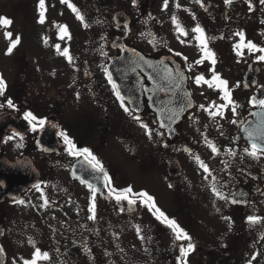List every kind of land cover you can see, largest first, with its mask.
<instances>
[{"label": "flooded vegetation", "instance_id": "af4514ba", "mask_svg": "<svg viewBox=\"0 0 264 264\" xmlns=\"http://www.w3.org/2000/svg\"><path fill=\"white\" fill-rule=\"evenodd\" d=\"M250 3L251 8L249 0L231 5L203 0V6L197 0H169L164 10L163 0H136V6L132 0H51V16L45 13L44 22L51 35L37 41L39 0H0V17L12 20L8 28L0 26V74L7 84L0 97L3 264H24L36 247L51 257L38 264H179V246L188 242L177 241L156 219L155 210L136 195L143 192L192 236L196 250L189 264H264V223L247 221L264 217V156L244 153L251 144L244 129L264 126V109L249 102L264 99V61L257 59L264 53L245 47L237 55L234 47L248 41L264 47V4ZM197 24L216 54V73L229 81L237 115L230 109L226 118L210 115L216 110L213 102L226 103L223 93L215 84L195 83L200 75L208 80L213 75L192 32ZM64 25L70 37L61 39ZM9 31L13 39L20 37L11 54ZM237 32L245 34L243 41ZM104 68L125 90L127 106L140 120L123 110ZM167 70L170 79H165ZM8 98L18 110L7 106ZM27 111L47 119L43 131L29 130L23 118ZM256 112L262 115L251 114ZM142 123L152 129L151 137ZM13 131L24 139L5 143ZM61 131L78 148H89L104 171L69 155ZM214 183L230 194L227 201L213 194ZM88 184L97 190L95 220L89 218L93 193ZM129 187L137 203L117 202L112 189Z\"/></svg>", "mask_w": 264, "mask_h": 264}, {"label": "snow or ice", "instance_id": "6c2138e0", "mask_svg": "<svg viewBox=\"0 0 264 264\" xmlns=\"http://www.w3.org/2000/svg\"><path fill=\"white\" fill-rule=\"evenodd\" d=\"M62 2H67V0H62ZM198 3H201V6H203V0H197ZM133 6H136V0H132ZM225 3L231 5L233 3V0H225ZM261 4H264V0H260ZM169 4V0H163V9L167 10ZM72 10L76 13L77 17L79 20L84 21V16L79 12V10L76 8L75 5H71ZM177 7H179V4H177ZM249 7L251 8V3L249 0ZM39 8H40V20L39 22L43 24L45 22V0H39ZM174 22H176V27L177 30L184 36L188 35L187 30L180 24L178 20H176L175 17H173ZM99 23V21H98ZM12 24V20L7 18V17H0V26L8 28ZM89 25L84 24V27L87 28ZM192 32L196 33V40L199 42L200 47L203 49V56L204 59H207L210 61L212 67L209 69L213 73L211 80L206 79L203 75H200L196 77L195 83L197 85H201V83L208 84L209 87H212L214 84L215 86L223 93L222 99L223 101H226V103H222L219 106L215 105V102H213V107L216 109L215 111H211L210 115L212 116H221L226 118V110L230 109L231 113L233 115H237V108L239 107L238 104H236L232 93L230 91V85L229 81L226 79L221 78V76L216 73L215 70V65L217 63L216 60V54L213 52L208 45V39L206 36L205 29L201 27L199 24H197L194 28H192ZM6 38L10 39L12 42L10 46L7 49V54H11L12 51L19 45L20 43V37H15L13 39V33L12 32H6L5 33ZM236 36L241 38V41L244 40L245 34L243 32H237L235 33ZM65 36L70 37L69 29L68 26L64 25L61 27V39H63ZM214 39V38H213ZM235 49L237 50V55H243L242 49L243 48H248L252 52H257V53H264V47H258V45L254 42L248 41L246 44L245 43H236L234 45ZM57 50L60 49V45H56ZM66 57H68L69 62L72 61V57L69 55L67 51L63 53ZM104 55H107V53H104ZM177 55H181L180 53H177ZM187 59V57H185ZM259 61H264V54H261L257 57ZM204 60H197V64H203ZM149 67H152L151 64L148 65ZM104 72L106 73L107 81L112 85V88L115 92L116 98L119 100L121 107L123 110L128 113L129 115H132L134 119L140 120L139 116H136L132 110L127 106V103L125 101V97L122 95L120 91V86L116 83V81L113 78L112 72L108 68H104ZM168 75L165 77V79H170L172 78V72L171 70H167ZM180 78H183L182 73H178ZM151 79V77H149ZM239 82H237L236 87H239ZM176 87H179V81H176ZM7 88L6 81L4 80L2 74H0V97L4 96L5 91ZM77 98H79V94H77ZM254 107L258 106L261 109H264V99H257L255 97L251 98L249 101ZM7 106L12 109H17V105L14 104L13 100L11 98H8L6 100ZM4 104L0 103V108H3ZM201 107H204L201 105ZM252 115L259 116L262 115L260 112L256 113H251ZM24 120L28 122L29 125V130L32 133H37L39 131H43L48 124V121L46 118H39L36 115L33 114L31 111H27L24 113ZM232 124H236L237 120L233 119L231 120ZM53 127H56V125H52ZM160 126L163 128L165 127L163 121L160 122ZM141 127L147 130V135L149 137L152 136V129L149 127L148 124L142 123ZM244 131L247 133L248 139L251 141L250 148H245L244 153H246L248 156H251L254 159H258L262 156H264V126H261L255 130L250 131L248 128H245ZM60 136L63 138V141L65 145H67V151L68 154L74 157H83L89 165L95 170H98L100 172H103V165L101 161L92 153V151L85 147V148H78L76 143L71 139L68 134L64 131H61ZM159 135H163V133H157ZM19 136L20 140L24 139V135L22 133L13 131V133L7 137V140L4 142L7 143L10 140H13L15 137ZM212 152H217L219 149L215 147V145H210ZM17 147H23L22 144L17 145ZM167 147V145H165ZM229 155L235 156L236 153L229 149ZM198 161L200 160L199 157L196 158ZM200 166L203 169L204 173L209 174L211 176V169L209 168L208 165H206L203 161H200ZM215 180V177H212ZM110 177L108 180L110 181ZM87 183V181H84ZM37 189H40L39 185L35 186ZM88 188L91 190L93 193L92 196V203L90 206V219L95 220L96 219V212H97V205L95 203L96 200V189L93 188L91 184H88ZM112 191L115 193L114 199L117 202L121 201H127L130 205H135L137 203L136 199H130V195L133 194V189L132 188H126V189H112ZM211 191L213 194L218 197L219 199L227 201L229 199V195H225L220 188L217 186V184H213ZM137 196L142 197V203L148 207L151 206L155 212L157 213L156 219L164 223L174 234L175 238L177 241H187V246L185 247L183 244L179 246V253L181 254L179 259V264H189L188 257L195 252L196 250V245L193 243V238L192 236L183 228L180 226V224L173 218H170L166 215L165 212L160 210L154 203V198L151 197L148 193L143 192V193H136ZM18 203L23 204L24 201L20 200ZM48 201L45 198L44 204L47 205ZM231 203L236 204L239 203L235 198L231 199ZM121 211H123L121 209ZM225 219H230L229 217H225ZM248 223L255 225V224H260L264 223V217H259V216H249L247 218ZM141 239L143 237L141 236ZM29 243H32L30 240ZM0 251H3V248L0 247ZM256 257L253 256L252 259L254 260ZM51 257L49 253L43 252L39 247H36L33 253V258L30 260H25L24 264H38L39 261L44 260H50ZM248 264H252V261L249 260Z\"/></svg>", "mask_w": 264, "mask_h": 264}, {"label": "rangeland", "instance_id": "374dc122", "mask_svg": "<svg viewBox=\"0 0 264 264\" xmlns=\"http://www.w3.org/2000/svg\"><path fill=\"white\" fill-rule=\"evenodd\" d=\"M51 0H45V13H46V17L49 18L51 16V4H50ZM51 35V31L49 28V24H42V28L34 33V38L37 41H40L41 39H44L45 37H48ZM48 39V38H47ZM146 184H152L150 182H147Z\"/></svg>", "mask_w": 264, "mask_h": 264}, {"label": "water", "instance_id": "95a60500", "mask_svg": "<svg viewBox=\"0 0 264 264\" xmlns=\"http://www.w3.org/2000/svg\"><path fill=\"white\" fill-rule=\"evenodd\" d=\"M121 92H122V95L125 97V99L130 101V98L124 95L125 94V90L121 89ZM0 239H1V233H0ZM0 247H2L1 241H0ZM3 263H4V252L0 251V264H3Z\"/></svg>", "mask_w": 264, "mask_h": 264}]
</instances>
